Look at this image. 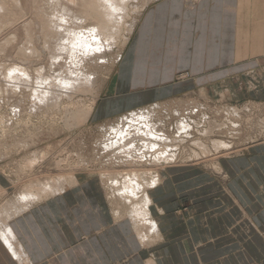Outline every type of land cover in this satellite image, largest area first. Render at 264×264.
Segmentation results:
<instances>
[{
    "label": "rangeland",
    "instance_id": "1",
    "mask_svg": "<svg viewBox=\"0 0 264 264\" xmlns=\"http://www.w3.org/2000/svg\"><path fill=\"white\" fill-rule=\"evenodd\" d=\"M150 1L131 2L124 20L125 28L118 43L108 49L106 59L97 62L82 61L81 68L86 73L96 76L97 82L94 85L87 89H62L60 86L43 85L33 83V81L21 83L22 86L25 85L28 88L30 86V89L46 88L52 94H57L60 97L56 108L43 107L40 104L34 106L32 99L29 98L19 115L20 117L14 116V100L6 97V94L0 95V135H3L0 137V141L4 144V146L0 145V187L2 188H0V195L4 197L5 192L10 189L6 198L0 202V209L13 210L15 206L13 199L16 200V197L31 185L43 184L58 176L74 175L76 178L81 176L82 178L86 177L89 181L100 180L103 182L104 191L107 194L105 197L108 196L109 200L113 202L111 207L115 211L124 210L121 199L114 197L116 189L119 187L113 188L110 178L118 177L117 174L124 170L132 171L138 165L126 163L128 158L117 164L115 161L112 163L111 154L109 151H104L105 145L102 142L105 141L110 126L123 127L131 124L129 122L131 119L124 121L121 119L122 115L131 111L152 113L153 106L159 103L160 108L155 109L156 113L154 115L152 113V115L154 116L153 120L160 125L158 128H161L162 132L165 130L173 137H178L180 133L177 126L180 117L192 119L190 123H192L193 129L190 132L191 134L195 133L188 137L184 144L186 148H184L185 155L183 157L186 160L177 164H194L188 165V168H194L195 172L199 170L201 173H192L193 176H189L183 181H170L166 188L158 189V193L153 196V216L157 220L160 217L164 219L165 227L160 226V231L161 228H165V231H170V234L165 232L164 237L162 236L161 239L156 240L155 244L152 243L147 247L148 259L155 261L156 264H159L160 256L163 257V264H202L204 262L224 264L222 259L221 261L214 259L218 252L214 253L213 251H220L226 247L229 250L225 257L226 264L264 262V235H257L255 232L253 228L255 221L253 223L248 221L246 235L239 236L240 233L237 230L235 231L236 235H232L230 238L208 236V231L199 227L195 228V215H202L200 213L207 211L209 207L212 209L214 201L217 199L215 197L221 195H217L218 192L223 191V189L208 187V183L214 179L221 182L227 180L222 172L220 161L229 156L242 155L250 145L264 141V79L255 80L253 76H246L253 72V68L249 67L241 74L242 78L237 81L232 79L230 91L224 88L222 83H219V86L222 85L221 89L206 91L203 88L206 86H202L201 81L200 83L195 81L197 77L193 75L191 69L187 70L189 68L186 69L182 65L177 66L179 62L150 61L143 57L139 59L141 55L145 56V51L139 55H132L129 52V41L131 40L123 46L125 40L132 35L128 32V26L135 18H138L139 22L141 16L137 14V11ZM29 17L26 15L23 18V20L27 18L26 24L31 23L32 13ZM16 20L17 18L13 21ZM19 20L20 17L17 22L10 23L11 27L9 25L8 28H6L7 25L0 27L2 29H0V46L5 42L4 40L24 27L22 25V23L25 24L24 21L21 20V23ZM17 23L18 26H16ZM90 24V21L87 22V26ZM34 34H37V31ZM37 35L40 41L37 36H34L33 40L39 41H35L34 44L43 45V37L40 36L39 31ZM25 37L23 36L22 40L20 39L21 42L14 46L23 47L24 44H27V37L26 39ZM30 45L31 48L33 45ZM14 46H11L14 49L10 47L7 54H5L6 47L0 51V68L9 63L7 59L12 58L11 64L5 65L3 71L2 68L0 69L3 72L0 73V83L3 85L6 82L7 84L15 82L3 77L6 71L4 68L6 69V66L14 64L17 60L20 63L16 64L23 63L16 52L18 48ZM12 49L13 53L18 54L17 56H13L15 54L12 53ZM120 53L123 57L120 56L121 59H118ZM148 54L147 51L146 55L148 56ZM70 55L73 57L74 52H71ZM50 57V53H46L37 62V66L34 62L30 65H33L34 68H44L51 76L50 82L54 80L61 82L76 76L74 74L75 65L71 61L64 63L67 68L65 72L51 73ZM128 58L129 60H127ZM13 59L14 63H12ZM125 60H127L126 63ZM166 65L169 68L168 72H173L171 76L165 74L166 69L163 70ZM204 85H208V83ZM144 101L145 103H142ZM94 104H96V111L92 118L83 119L87 110ZM233 109L238 110L240 116L232 118V123L229 119L230 111ZM9 120H11L10 123ZM193 120L195 123L192 122ZM209 129L213 130L210 136L213 138L210 140L205 138L207 134L200 132ZM193 138L205 139L204 141L213 150L214 140L228 141L233 148L215 152L214 156H210V153L208 155L201 154L202 150L197 147L196 140ZM20 139L31 145L25 147L22 143L23 146L19 144L20 147L18 145ZM193 143L195 146L192 145ZM138 145L141 146V142H138ZM4 153L6 158L2 159ZM190 156H194L192 162H189ZM31 162L34 163L30 164ZM141 165L146 169L154 170L156 168L153 163ZM102 173L107 176L105 179L100 176ZM252 192L255 194L253 189ZM248 199L253 200L254 198ZM163 205L167 207V210H164L162 215L160 214L162 211H159L157 207H163ZM108 206L111 209L109 203ZM263 206L264 204H257L258 210H262ZM216 207L218 208V206ZM256 213L252 211L250 217L255 218ZM126 221L130 223L128 219ZM240 250L242 253H238ZM209 254L212 255L208 256ZM240 255L242 258H239ZM201 257H204V262ZM16 264H21V262L16 260Z\"/></svg>",
    "mask_w": 264,
    "mask_h": 264
},
{
    "label": "crops",
    "instance_id": "2",
    "mask_svg": "<svg viewBox=\"0 0 264 264\" xmlns=\"http://www.w3.org/2000/svg\"><path fill=\"white\" fill-rule=\"evenodd\" d=\"M129 40L133 41H129L132 55L145 51V56L139 59L179 62L177 66L191 69L197 77L195 81L206 86L204 90H219L223 85L230 91L232 79L242 78L241 74L249 67L253 72L246 76L264 79V0H155L141 14ZM168 69V65L163 68L171 76L173 72L169 73ZM220 164L227 180L214 179L208 187L223 191L218 192L221 195L215 197L212 209L195 215V228L208 231V236L230 238L237 230L239 236L246 235L248 221H255V232L264 235V206L262 210L257 208V204H264V141L250 145L242 155L224 158ZM188 165L194 164L163 168L162 183L150 191L152 200L157 190L166 188L170 181H183L193 176L192 173H201ZM104 188L100 180L85 178L10 220L15 245L22 248L29 264H149L152 261L131 222L115 218L113 202L105 197ZM9 190L4 197L0 195V202ZM251 197L254 199H248ZM157 208L162 215L167 210L164 205ZM252 211L257 212L255 218L250 217ZM154 219L159 227H165L162 217ZM165 230L161 228L163 237L170 234ZM213 252H218L215 260L227 263L226 247ZM201 258L204 262V257ZM16 260L0 234V264H16ZM159 264H163L162 256Z\"/></svg>",
    "mask_w": 264,
    "mask_h": 264
},
{
    "label": "bare ground",
    "instance_id": "3",
    "mask_svg": "<svg viewBox=\"0 0 264 264\" xmlns=\"http://www.w3.org/2000/svg\"><path fill=\"white\" fill-rule=\"evenodd\" d=\"M132 1L138 0H0V27L7 25L6 28H8V25L14 22L13 20L17 18L15 22L18 21V17H20V22L22 20L25 23L21 22L24 27L18 29L13 36L11 35L12 39L15 40H12L11 36L7 40H4L5 42L0 46V51L6 47L5 54L9 53L11 46L19 44L23 36L27 37V44H24L23 47L15 45L18 48L16 52L23 63L19 64L20 61L17 60L19 63L16 64L17 62L15 61L14 63L13 59L12 63L14 64L6 66V69L4 68L6 71L3 77L17 83L7 84L6 82L5 85L0 83V95L6 94V97L14 100V116L18 117L21 115V111L29 98L32 99L34 106L40 104L43 107L56 108L59 104V95L52 94L46 88L30 89V86L29 88L25 85L22 86L25 83L33 81V83L43 85L60 86L62 89H87L94 85L97 82V78L94 74L86 73L81 68L82 61L91 60L97 62L106 59L108 49L112 45L115 46L121 37L122 31L125 28L124 20ZM152 1L139 9L137 14L141 16L145 8ZM30 13H32V21L29 19L31 23L26 24L25 20L27 18L25 20L23 18L26 15L29 17ZM89 21L91 24L87 26V22ZM137 23L138 18H135L128 26L129 34L133 33ZM16 26H18V23ZM34 30L37 31V34L39 31L40 36L43 37V45L34 44L35 41H40L38 35L34 34L36 32ZM34 36H37L39 41L36 38V40H33ZM129 39L125 40L123 46L128 43ZM31 43L33 46L30 45ZM29 45L32 47L30 48ZM13 49L11 50L12 53ZM16 52L13 53L15 54L13 55L14 57L18 55ZM71 52H74L73 57L70 55ZM46 53H50L51 55V73L60 74L65 72L67 68L64 63L71 61L75 65L74 74L76 76L69 80H62L61 82L56 80L50 82L51 76L48 75L44 68H34L33 65H30L33 62L36 65L41 60L42 55H46ZM120 56L121 58L123 57L120 53L118 54V59ZM5 57L7 59V56ZM9 59L7 60L11 64L12 58ZM8 64L6 63L5 65ZM3 67H1L2 71ZM2 71L0 73H3ZM30 85L32 86V83ZM95 105H92L87 110V114L83 119H91ZM153 108L152 113L154 115L156 113L155 109L160 108V106L157 104ZM139 112L133 111L121 116V119L124 121L131 119L129 121L131 124L127 126L125 124L123 127L108 126L109 130L102 144L105 145L104 151H109V154H111L112 163L115 161L117 164L128 158L126 163L138 165L132 171L124 170L123 172H119L117 174L119 178L111 177L110 181L113 188L119 187L116 189L115 195L121 199L120 201L124 205V210L114 212L115 218L118 220L128 219L133 225L142 247L147 248L162 237L160 227L153 217V200L150 196V191L162 183L160 171L163 168L186 160L183 157L185 155L184 148H186L184 144L187 141L186 139L191 137L195 132L192 134L190 132L193 129L192 123H190L192 119L189 117V119H182L180 117L181 119H179L180 122L178 121L177 126L180 136L173 137L168 131L163 130L165 132L163 133L161 128H158L160 125L153 120L154 116L152 113L149 111H144L145 113L143 111V113ZM235 116L239 117L240 115L238 110L233 109L230 111V122L233 123L232 118ZM192 122L195 123L194 120ZM200 132L207 134L205 138H209L208 140L213 138L210 137L213 133L212 129L208 131L201 130ZM0 137H3V135H0ZM193 139L196 140L197 147L202 150L201 154L208 155L210 153V156H214L215 152L231 150L233 148L228 141L214 140L212 143L213 150L204 141L205 139ZM23 141L20 139L18 145H22V143H24L25 147L31 145L29 142ZM138 142H141V146L138 145ZM0 145L4 146L1 141ZM192 145L195 146V143ZM3 157L6 158L5 153L2 154V159H4ZM192 158L194 156H190L189 162L193 161ZM33 163L31 162L30 164ZM143 163H153L156 168L154 170L146 169L145 166L141 165ZM140 167H144L145 169H141ZM100 176L104 179L107 177L105 173H102ZM85 178L81 176L76 178L74 175L58 176L43 184L31 185L16 197V200L13 199L15 204L13 210L0 209V234L19 260V263L29 264V261L23 253L22 248L19 247L18 249L15 245V237L9 225L10 220H13L12 218L22 214L34 204L57 196L66 189L76 186V184ZM149 264H154V261H149Z\"/></svg>",
    "mask_w": 264,
    "mask_h": 264
}]
</instances>
